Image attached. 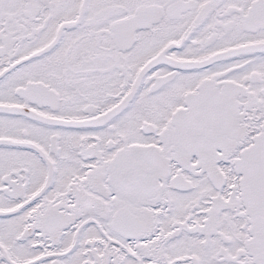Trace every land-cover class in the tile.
Wrapping results in <instances>:
<instances>
[{
  "label": "snow or ice",
  "instance_id": "6c2138e0",
  "mask_svg": "<svg viewBox=\"0 0 264 264\" xmlns=\"http://www.w3.org/2000/svg\"><path fill=\"white\" fill-rule=\"evenodd\" d=\"M0 264H264V0H0Z\"/></svg>",
  "mask_w": 264,
  "mask_h": 264
}]
</instances>
